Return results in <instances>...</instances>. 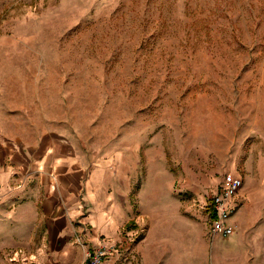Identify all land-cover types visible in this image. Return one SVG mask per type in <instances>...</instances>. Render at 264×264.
Wrapping results in <instances>:
<instances>
[{"label": "rangeland", "instance_id": "374dc122", "mask_svg": "<svg viewBox=\"0 0 264 264\" xmlns=\"http://www.w3.org/2000/svg\"><path fill=\"white\" fill-rule=\"evenodd\" d=\"M0 137L40 166L107 156L135 208L148 167L182 213L264 181V0H0Z\"/></svg>", "mask_w": 264, "mask_h": 264}, {"label": "crops", "instance_id": "0c3cea01", "mask_svg": "<svg viewBox=\"0 0 264 264\" xmlns=\"http://www.w3.org/2000/svg\"><path fill=\"white\" fill-rule=\"evenodd\" d=\"M27 152L0 137L4 264L6 251L17 248L36 254L39 264H83L85 245L98 240L115 243L122 253L105 264H264V181L243 182L231 202L232 234L211 237L205 202L183 208L184 213L177 203L169 204L176 199L166 197L174 181L165 165L158 172L148 167L135 208L132 175L107 156L73 162L70 156L48 155L40 166ZM138 213L146 227L131 245L123 229Z\"/></svg>", "mask_w": 264, "mask_h": 264}, {"label": "built area", "instance_id": "2783aa9c", "mask_svg": "<svg viewBox=\"0 0 264 264\" xmlns=\"http://www.w3.org/2000/svg\"><path fill=\"white\" fill-rule=\"evenodd\" d=\"M243 181L240 177L226 174L220 183L217 192L208 197V202L203 204L210 218L209 235L227 237L232 234L233 227L229 219L233 212L231 202L242 188ZM191 206L198 205L196 200L190 201ZM146 218L138 213L123 229V237L131 245L135 244L146 227ZM80 240V238H78ZM9 254V255H8ZM6 255V254H5ZM6 261L10 264H39L36 254L26 252L21 248L7 253ZM122 257L121 250L115 243L98 240L93 245H85V257L83 264H105L108 258Z\"/></svg>", "mask_w": 264, "mask_h": 264}]
</instances>
